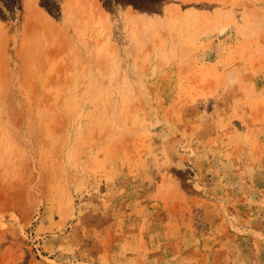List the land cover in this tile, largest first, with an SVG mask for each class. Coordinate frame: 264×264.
I'll return each instance as SVG.
<instances>
[{"label":"rangeland","instance_id":"obj_1","mask_svg":"<svg viewBox=\"0 0 264 264\" xmlns=\"http://www.w3.org/2000/svg\"><path fill=\"white\" fill-rule=\"evenodd\" d=\"M0 264H264V0H0Z\"/></svg>","mask_w":264,"mask_h":264}]
</instances>
